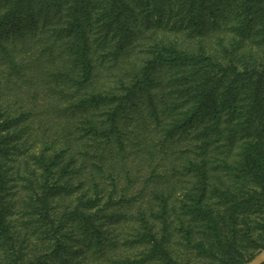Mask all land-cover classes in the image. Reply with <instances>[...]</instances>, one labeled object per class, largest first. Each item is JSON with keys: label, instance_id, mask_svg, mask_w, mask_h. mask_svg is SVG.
<instances>
[{"label": "trees", "instance_id": "trees-1", "mask_svg": "<svg viewBox=\"0 0 264 264\" xmlns=\"http://www.w3.org/2000/svg\"><path fill=\"white\" fill-rule=\"evenodd\" d=\"M263 250L264 0H0V264Z\"/></svg>", "mask_w": 264, "mask_h": 264}, {"label": "water", "instance_id": "water-1", "mask_svg": "<svg viewBox=\"0 0 264 264\" xmlns=\"http://www.w3.org/2000/svg\"><path fill=\"white\" fill-rule=\"evenodd\" d=\"M247 264H264V250L259 252L253 259Z\"/></svg>", "mask_w": 264, "mask_h": 264}]
</instances>
